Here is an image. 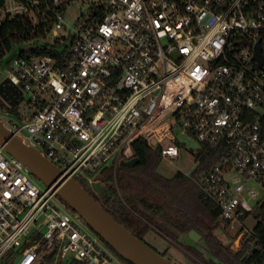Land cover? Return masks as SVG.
<instances>
[{
	"label": "built area",
	"instance_id": "2783aa9c",
	"mask_svg": "<svg viewBox=\"0 0 264 264\" xmlns=\"http://www.w3.org/2000/svg\"><path fill=\"white\" fill-rule=\"evenodd\" d=\"M69 1L3 0L0 22L41 23L67 57L2 58L0 83L20 95L0 103V121L95 193L138 138L170 162L180 135L215 147L198 184L227 228L241 225L264 195V62L254 57L258 47L264 58V0H86L71 26ZM40 183L0 145V264H123ZM248 233L233 235V251Z\"/></svg>",
	"mask_w": 264,
	"mask_h": 264
},
{
	"label": "trees",
	"instance_id": "16d2710c",
	"mask_svg": "<svg viewBox=\"0 0 264 264\" xmlns=\"http://www.w3.org/2000/svg\"><path fill=\"white\" fill-rule=\"evenodd\" d=\"M1 5L3 0H0ZM46 32L41 23L34 27L24 15L5 17L0 22V62L6 54L51 55L58 62L62 61L67 57L66 42L49 40ZM11 109L15 111L14 107ZM261 125L264 137V116ZM132 147L137 163L132 167L118 165L115 172L105 170L103 183L96 193L79 180L115 220L143 241L151 224L174 240L178 239L177 233H184L188 238V231L194 229L207 245V249H201L197 243L188 247L187 252L200 262L193 260L197 264H264V202L252 211L257 221L244 235L240 249L231 251L229 243L212 232L217 227L225 231L228 223L221 218L219 206L202 191L197 180L220 158L215 147L201 145L195 169L190 174L178 171L169 178L157 172L162 158L160 146H149L145 139L138 138ZM103 243L120 260L130 264Z\"/></svg>",
	"mask_w": 264,
	"mask_h": 264
},
{
	"label": "water",
	"instance_id": "95a60500",
	"mask_svg": "<svg viewBox=\"0 0 264 264\" xmlns=\"http://www.w3.org/2000/svg\"><path fill=\"white\" fill-rule=\"evenodd\" d=\"M254 57L262 64L256 47ZM0 95L8 104H14L20 95L19 89L9 79L0 83ZM0 145L13 157L20 160L32 176L47 186H51L61 201L78 213L87 226L97 234L112 250L130 264H173L166 257L133 235L107 212L76 179L63 175L62 171L47 159L38 149L24 143L0 121ZM137 157L121 160L120 166L132 167ZM188 238L203 249H207L201 235L191 229Z\"/></svg>",
	"mask_w": 264,
	"mask_h": 264
},
{
	"label": "rangeland",
	"instance_id": "374dc122",
	"mask_svg": "<svg viewBox=\"0 0 264 264\" xmlns=\"http://www.w3.org/2000/svg\"><path fill=\"white\" fill-rule=\"evenodd\" d=\"M88 3L86 0H72L65 5V23L69 26L75 24L76 20L81 16V14L87 9ZM11 58V54L5 55L3 61L6 62ZM0 103L4 108H9V105L6 101L0 96ZM10 118H14V115H10ZM181 144L178 148V155L173 162H170L168 159L162 157L160 162L157 165V172L164 177H172L178 171H181L185 174H190L196 167L197 155L200 149L199 143L187 135H180L179 137ZM83 182L84 186L89 189V187L84 183V180L79 179ZM198 181V180H197ZM43 185L42 183H40ZM59 198V197H58ZM260 200L264 202V195L260 196ZM63 205V201H61ZM257 219L252 214L249 215L244 222L240 225L239 223H234L232 227L225 228V231H222L217 227L213 229V233L221 240L227 241L229 243V249L232 250L231 239L238 231H251L255 225ZM178 239L174 240L169 235H167L160 227L155 224H151L147 233H145L143 239L144 241L157 250L160 253H163L166 258L169 259L173 264H197L200 263L195 259L194 256L190 255L187 252L189 246L196 244L191 241L189 238H186L184 233H177ZM198 245V244H197ZM199 246V245H198ZM200 247V246H199ZM203 249L202 247H200ZM114 260H117L120 263L127 264L120 260L111 250ZM195 260L196 262H194Z\"/></svg>",
	"mask_w": 264,
	"mask_h": 264
}]
</instances>
